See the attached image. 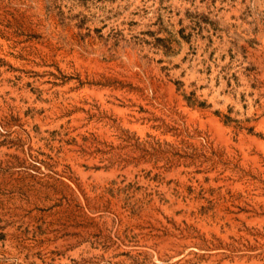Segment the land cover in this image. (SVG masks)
<instances>
[{
  "label": "rangeland",
  "instance_id": "obj_1",
  "mask_svg": "<svg viewBox=\"0 0 264 264\" xmlns=\"http://www.w3.org/2000/svg\"><path fill=\"white\" fill-rule=\"evenodd\" d=\"M0 264H264V0H0Z\"/></svg>",
  "mask_w": 264,
  "mask_h": 264
}]
</instances>
